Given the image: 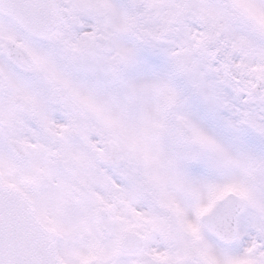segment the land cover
Returning <instances> with one entry per match:
<instances>
[{
    "label": "snow or ice",
    "instance_id": "obj_1",
    "mask_svg": "<svg viewBox=\"0 0 264 264\" xmlns=\"http://www.w3.org/2000/svg\"><path fill=\"white\" fill-rule=\"evenodd\" d=\"M0 264H264V0H0Z\"/></svg>",
    "mask_w": 264,
    "mask_h": 264
}]
</instances>
